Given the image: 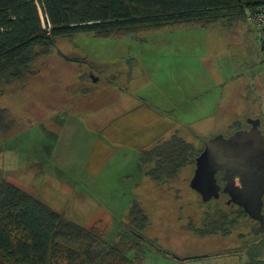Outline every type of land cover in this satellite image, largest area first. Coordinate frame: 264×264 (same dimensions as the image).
Segmentation results:
<instances>
[{"label": "rangeland", "instance_id": "rangeland-1", "mask_svg": "<svg viewBox=\"0 0 264 264\" xmlns=\"http://www.w3.org/2000/svg\"><path fill=\"white\" fill-rule=\"evenodd\" d=\"M252 22L176 24L120 37L92 33L60 37L50 54L35 60L24 80L0 87V108L9 115L8 130L0 133V180L20 185L84 227L98 226L108 241L128 221V205L136 200L148 216L146 234L155 242L141 264H248L244 242L252 240L247 234L256 227L254 218L241 219L226 236L189 227L202 228L206 210L218 204L222 211L238 209L234 203L226 204L225 196L204 202L190 186L195 158L207 141L237 131L232 127L235 122L249 127L247 112L240 111L243 91H233L229 107L225 103L213 119L196 117L200 103L208 106L215 92L222 91L218 81L230 76L234 86L241 76L247 77L245 83L254 91H247L243 104L262 118L264 133V97L260 98L264 90L257 91L256 84L264 74V32ZM118 65L135 71L136 85L151 75L155 84L150 90L185 92L179 114L191 122L175 120L178 124L156 130L161 124L153 120L148 129L158 138L152 143L144 142L149 141L147 136L129 138L127 131L118 129L123 136L116 137L111 126L100 130L91 124L90 114L96 111L88 107L112 105L110 93H104L111 91L106 78H113ZM98 78L101 81L94 80ZM202 92L199 99L196 93ZM78 120H86L88 127L78 125ZM175 135L191 143L194 152L171 182H157L145 174L140 155ZM131 172L137 174L126 176Z\"/></svg>", "mask_w": 264, "mask_h": 264}, {"label": "trees", "instance_id": "trees-1", "mask_svg": "<svg viewBox=\"0 0 264 264\" xmlns=\"http://www.w3.org/2000/svg\"><path fill=\"white\" fill-rule=\"evenodd\" d=\"M261 7L264 0H0V87L24 80L35 60L50 54L60 37H120L176 24L231 25ZM262 43L264 49V39ZM8 116L0 108V133L9 128ZM232 127L243 128L238 122ZM193 152L191 143L175 135L143 150L140 164L150 178L168 183ZM218 205L206 210L203 229H189L226 236L241 219L252 218L242 206L222 211ZM262 213L264 218V205ZM127 219L108 241L98 226L84 227L20 185L0 180V264H141L155 242L146 234L148 216L136 200ZM254 220L256 227L247 234L252 240L244 247L248 264H264V221Z\"/></svg>", "mask_w": 264, "mask_h": 264}, {"label": "crops", "instance_id": "crops-1", "mask_svg": "<svg viewBox=\"0 0 264 264\" xmlns=\"http://www.w3.org/2000/svg\"><path fill=\"white\" fill-rule=\"evenodd\" d=\"M264 60V58H263ZM132 69V68H131ZM115 72L112 74L111 80L106 78V86L111 89V91H105L104 93L109 92L112 97V105L110 109L103 108L98 110L96 107H88V111H96L94 115L90 114V121L91 124L93 123L98 127V129H102V127H108L111 126L114 128L113 135H118L116 137L123 136L121 133L118 132V129H122L127 131L129 138H143V136H147L149 138V141H144L146 143H152V141L156 138H158L155 134L150 131L152 127L153 120H156L161 125L156 128H168L170 124H178L177 121H184V118H188L185 116H181L179 114L181 106V98L185 95H187L185 92L182 91H168V90H159V91H152L150 90L155 84L153 79L151 78V75L147 76L145 75L142 77V85H136L138 82H135L133 80L135 76L133 75L135 71H130V68L125 66L123 68H120L118 65V69H114ZM232 71V70H231ZM83 74V73H81ZM84 75V74H83ZM242 75V74H241ZM82 75L78 76V79L80 80L82 84L83 79L81 77ZM94 77V74L92 75ZM134 78H133V77ZM133 78V79H132ZM137 80H139L136 77ZM230 79V80H228ZM256 84H257V91H263L264 90V74L260 75V78H256ZM95 81H101V78L94 79ZM239 81V84H235L234 86L231 85L232 77L229 76V78H224L222 81H218V85L222 86V91H217L215 94L210 98L208 102V106L202 102L200 103V107L197 110V118H204V119H213L218 112L223 108V110L226 108V106L229 107V104H231V96L233 91H243L242 94H240L241 97V106L243 107L242 112H247L245 114V121L249 118H257L259 115L252 114V109H247L246 106H244L243 102L248 101V92L247 91H254L253 87H251L249 84L245 82H249L247 80V77H242ZM133 83H135L133 85ZM158 83V81H157ZM140 84V83H139ZM261 84V86H260ZM161 86H158V88ZM225 91V92H224ZM182 92V93H181ZM207 93V92H206ZM263 93V92H261ZM202 93H196V96L201 99ZM217 95L219 97L217 98ZM225 95L227 100L225 101ZM224 96V97H223ZM107 98V96L105 95ZM180 97V99H178ZM223 97V98H222ZM264 94L260 95L261 100H263ZM225 103H228L226 106ZM187 108V107H185ZM86 109L87 108H82ZM69 110L68 107L65 108V112ZM229 113H232L231 110ZM182 117V118H181ZM184 117V118H183ZM174 119V120H172ZM181 119V120H180ZM190 119V118H188ZM186 119L184 122L190 123ZM260 119L262 124V118ZM172 121V122H171ZM66 122V121H65ZM85 123H88L86 120H78V125H84V127H88ZM120 124V126L118 125ZM170 123V124H169ZM69 125H75L66 123ZM65 124V125H66ZM90 125V124H89ZM248 127H243L242 129ZM99 136L104 137L105 132H99ZM134 144H136L134 141H132ZM139 159V156H138ZM137 159V160H138ZM138 166V161H137ZM139 169V168H138ZM137 173H130L126 176H134ZM142 175V174H141ZM135 185V180L132 182ZM130 205V204H129ZM128 205V206H129ZM126 207V206H125ZM124 208V206H123Z\"/></svg>", "mask_w": 264, "mask_h": 264}, {"label": "water", "instance_id": "water-1", "mask_svg": "<svg viewBox=\"0 0 264 264\" xmlns=\"http://www.w3.org/2000/svg\"><path fill=\"white\" fill-rule=\"evenodd\" d=\"M249 129H240L229 136L217 135L205 145L196 159L195 173L190 186L198 191L203 201L219 197L220 186L216 173L224 170L223 178L237 189L236 203L254 219L264 221V133L260 119L249 118ZM240 176L241 185H236Z\"/></svg>", "mask_w": 264, "mask_h": 264}, {"label": "flooded vegetation", "instance_id": "flooded-vegetation-1", "mask_svg": "<svg viewBox=\"0 0 264 264\" xmlns=\"http://www.w3.org/2000/svg\"><path fill=\"white\" fill-rule=\"evenodd\" d=\"M251 127V124L249 123V127L248 129ZM247 129V128H244ZM224 170H219L216 173V179H217V184L220 186L219 189V197H212L210 200L212 199H221L223 196H225V202L226 204L230 205V204H235V205H239L238 203H236L234 200H236L235 198H233V194L237 193V189H235V187H231L229 186L227 180H225L223 178L224 176ZM228 183V184H227ZM236 185H241L240 182V176H236ZM198 192V191H197ZM242 206V205H239Z\"/></svg>", "mask_w": 264, "mask_h": 264}, {"label": "built area", "instance_id": "built-area-1", "mask_svg": "<svg viewBox=\"0 0 264 264\" xmlns=\"http://www.w3.org/2000/svg\"><path fill=\"white\" fill-rule=\"evenodd\" d=\"M248 20L257 23L256 27L259 31L264 32V8H259L257 13H249ZM252 22V23H253ZM264 39V38H263Z\"/></svg>", "mask_w": 264, "mask_h": 264}]
</instances>
